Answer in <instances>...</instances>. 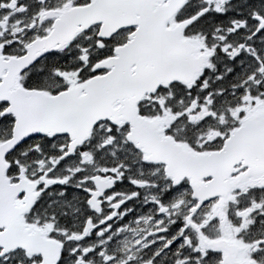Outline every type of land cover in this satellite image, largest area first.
Segmentation results:
<instances>
[{
    "label": "snow or ice",
    "instance_id": "snow-or-ice-1",
    "mask_svg": "<svg viewBox=\"0 0 264 264\" xmlns=\"http://www.w3.org/2000/svg\"><path fill=\"white\" fill-rule=\"evenodd\" d=\"M0 264H264V0H0Z\"/></svg>",
    "mask_w": 264,
    "mask_h": 264
}]
</instances>
